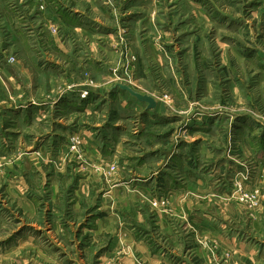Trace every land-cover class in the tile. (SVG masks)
<instances>
[{"label": "rangeland", "instance_id": "rangeland-1", "mask_svg": "<svg viewBox=\"0 0 264 264\" xmlns=\"http://www.w3.org/2000/svg\"><path fill=\"white\" fill-rule=\"evenodd\" d=\"M0 264H264V0H0Z\"/></svg>", "mask_w": 264, "mask_h": 264}, {"label": "water", "instance_id": "water-1", "mask_svg": "<svg viewBox=\"0 0 264 264\" xmlns=\"http://www.w3.org/2000/svg\"><path fill=\"white\" fill-rule=\"evenodd\" d=\"M113 89H119L122 92L128 93L131 97L135 98L140 103L146 104L147 110H154L158 106V103L153 97L137 92L136 90L125 84H118Z\"/></svg>", "mask_w": 264, "mask_h": 264}, {"label": "crops", "instance_id": "crops-1", "mask_svg": "<svg viewBox=\"0 0 264 264\" xmlns=\"http://www.w3.org/2000/svg\"><path fill=\"white\" fill-rule=\"evenodd\" d=\"M147 108V107H146ZM157 109V108H156ZM148 111H150V110H148ZM245 247H247V245L245 246Z\"/></svg>", "mask_w": 264, "mask_h": 264}]
</instances>
